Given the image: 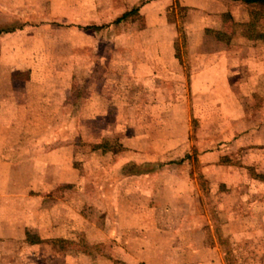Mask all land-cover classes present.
<instances>
[{"label": "rangeland", "instance_id": "rangeland-1", "mask_svg": "<svg viewBox=\"0 0 264 264\" xmlns=\"http://www.w3.org/2000/svg\"><path fill=\"white\" fill-rule=\"evenodd\" d=\"M141 37L173 38L187 75L227 61L247 85L231 93L264 108L259 2L0 0V264H144L145 234L148 264H264V115L245 136L225 132L238 115H92Z\"/></svg>", "mask_w": 264, "mask_h": 264}, {"label": "crops", "instance_id": "crops-1", "mask_svg": "<svg viewBox=\"0 0 264 264\" xmlns=\"http://www.w3.org/2000/svg\"><path fill=\"white\" fill-rule=\"evenodd\" d=\"M138 7L143 9L145 5L140 3ZM117 20H115V24L122 21ZM159 37L160 35H156L158 40ZM133 38L132 34L130 40ZM144 39V37L139 39L142 40V46H138V49L125 48L123 50L126 53L125 61L127 63L126 72L123 70L126 73L125 81H122L121 78L122 80L117 82L106 79L102 84L99 83L100 85L94 83L97 87H101V90L103 88H115V90L125 88V90L123 93L117 90L114 93L97 91L95 97L98 99L95 102L96 107L92 115H238V126L235 127L232 122L225 128V132L227 130L231 136H245L246 115H264V108L247 113L245 95L240 97L231 93V89L246 88L247 85L246 78L231 80V71L227 61L223 63V59H218V61L205 59V64L202 67L193 69L192 74L187 75L176 58L173 38H170L169 42H165L163 47H160L161 43H159L152 48L144 44ZM116 54L117 59L114 61L111 57L113 54L109 58L110 76L114 75V66L119 61L118 53L116 52L114 55ZM206 55L212 56L211 54ZM101 62L102 60H100L99 67L102 66ZM31 68L30 66L29 70H32ZM118 95H124V100L120 102V105L116 101ZM235 118L237 120V117ZM227 120L232 121L230 117H227ZM210 227L213 229L212 225ZM125 228L128 232L132 230V225L127 224ZM145 230L144 227H141L142 234ZM125 239L127 240L122 241L118 247L125 248V260H128L131 257L129 251L134 249V241L128 236ZM137 243V247L140 248L137 252L138 261L148 264L150 241L147 235H142L141 240H138ZM82 260L79 255L67 253L65 256L62 255L61 264H80L83 262ZM208 262L209 264L217 263L213 256L209 258Z\"/></svg>", "mask_w": 264, "mask_h": 264}, {"label": "trees", "instance_id": "trees-1", "mask_svg": "<svg viewBox=\"0 0 264 264\" xmlns=\"http://www.w3.org/2000/svg\"><path fill=\"white\" fill-rule=\"evenodd\" d=\"M248 2H259L260 4L264 5V0H248ZM129 13H124L117 21H121L128 16Z\"/></svg>", "mask_w": 264, "mask_h": 264}]
</instances>
